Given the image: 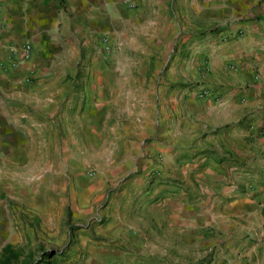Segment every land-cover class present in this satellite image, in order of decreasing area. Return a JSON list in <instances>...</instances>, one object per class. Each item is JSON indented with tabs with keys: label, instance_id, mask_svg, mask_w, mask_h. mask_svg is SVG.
<instances>
[{
	"label": "crops",
	"instance_id": "0c3cea01",
	"mask_svg": "<svg viewBox=\"0 0 264 264\" xmlns=\"http://www.w3.org/2000/svg\"><path fill=\"white\" fill-rule=\"evenodd\" d=\"M122 1L0 0V182L116 112L93 264H264V0Z\"/></svg>",
	"mask_w": 264,
	"mask_h": 264
},
{
	"label": "rangeland",
	"instance_id": "374dc122",
	"mask_svg": "<svg viewBox=\"0 0 264 264\" xmlns=\"http://www.w3.org/2000/svg\"><path fill=\"white\" fill-rule=\"evenodd\" d=\"M185 52L186 48L179 51L180 54ZM152 70L150 65L149 73ZM151 111L154 115V110ZM120 119L121 114L115 112L105 131L99 130L97 134L85 132V137L80 140L72 132L76 141H69L66 158L59 154L50 158L45 157L44 152L37 154L35 167L29 166L36 172L33 179L29 175L2 176L0 251L4 245H10L19 254L13 264H93V255L87 251L88 247L99 245L100 241L118 242L109 240L107 236L101 238L96 233L110 220V216H104L101 209L106 207L114 190L110 192L108 187H104L102 191H92L90 185L95 183V171L109 161L108 143L113 132L120 128L114 120ZM72 129L69 127V131ZM29 188H34L39 198L28 203L25 198ZM12 191L22 199L11 197ZM210 258L211 255L199 253L195 260L190 258L189 261L207 264Z\"/></svg>",
	"mask_w": 264,
	"mask_h": 264
},
{
	"label": "trees",
	"instance_id": "16d2710c",
	"mask_svg": "<svg viewBox=\"0 0 264 264\" xmlns=\"http://www.w3.org/2000/svg\"><path fill=\"white\" fill-rule=\"evenodd\" d=\"M18 257L19 254L13 251L10 245L6 244L0 251V264H13Z\"/></svg>",
	"mask_w": 264,
	"mask_h": 264
},
{
	"label": "built area",
	"instance_id": "2783aa9c",
	"mask_svg": "<svg viewBox=\"0 0 264 264\" xmlns=\"http://www.w3.org/2000/svg\"><path fill=\"white\" fill-rule=\"evenodd\" d=\"M122 2L124 4V6L128 9H131L134 7V0H123ZM105 48H107V47L105 46ZM22 50L24 53V57L27 58L29 56L30 47L28 45H25V46H23ZM204 95H206V94L202 92L199 96L202 97Z\"/></svg>",
	"mask_w": 264,
	"mask_h": 264
}]
</instances>
